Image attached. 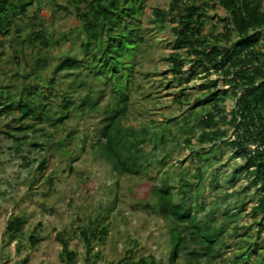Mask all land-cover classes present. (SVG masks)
<instances>
[{"label": "trees", "instance_id": "trees-1", "mask_svg": "<svg viewBox=\"0 0 264 264\" xmlns=\"http://www.w3.org/2000/svg\"><path fill=\"white\" fill-rule=\"evenodd\" d=\"M149 1L0 0V38L13 29V34L9 33L11 40L19 46L14 59L24 56L22 68L11 76L17 78L16 83L0 81V117L9 118L0 134L13 139L17 151L21 139L31 133L34 141L30 145L34 149L56 150L61 156L73 150L68 153L73 157L74 152L89 147L93 155L120 175L139 171L144 162L141 145L146 134L135 130L128 114L131 93L136 92V76L151 58L155 45L147 35L152 28L143 26ZM214 5L225 13L218 17L219 25L206 32L207 10ZM41 6L49 8L48 17ZM60 11L73 13L79 26L67 36L55 37L47 21ZM148 20L156 29L170 28L173 50L168 54V68L180 83L189 82L201 72L216 73L224 81L226 88L217 85V78L202 82L199 90L203 99L195 98L184 111H191L190 117L197 116L198 143L220 142L232 148L233 157L242 160L233 174L245 171L250 183L243 191L254 187L257 196L251 208L253 222L233 224L229 230L228 224L237 221L245 201L239 206L234 204L236 211H225V221L215 224L209 216L199 217L184 198L175 200V185L165 182L160 187L151 186V208L167 225L169 262L212 264L228 249L230 256L222 260L223 264H264V0H169L167 8L152 6ZM62 41L77 42L80 55L53 56L54 44ZM25 46L29 47L28 55H24ZM92 81L99 86L94 89ZM139 89L144 91L146 86L140 85ZM226 95L232 98L230 110L224 105ZM174 100L179 105L186 101L182 93ZM199 100L201 103L196 104ZM203 104L209 108L200 115L196 109ZM87 115L99 119L94 142L87 135L80 136L76 126ZM220 122L233 129L231 137L226 136L227 128L219 127ZM160 125L164 130L169 128L165 121ZM45 161L43 156L38 170L44 168ZM184 175L179 179L178 194L190 185ZM212 180V187H218L215 173ZM25 224L23 215L10 218L5 243L21 240ZM252 226L256 229L253 235L249 232ZM108 230L103 222L74 229L84 248L82 264H112L102 259L101 249H95ZM37 231L35 226L28 236L32 247L40 240ZM226 237L231 238L229 243ZM55 241L60 245L62 264H77L78 251L70 246L67 231L56 232ZM27 263V256L20 260V264ZM117 264L163 263L149 255Z\"/></svg>", "mask_w": 264, "mask_h": 264}, {"label": "rangeland", "instance_id": "rangeland-1", "mask_svg": "<svg viewBox=\"0 0 264 264\" xmlns=\"http://www.w3.org/2000/svg\"><path fill=\"white\" fill-rule=\"evenodd\" d=\"M168 4L169 0H150L144 12L143 26L152 28L147 35L155 41V45L151 58L145 61L139 74L141 77L136 76V92L131 93L132 103L129 105L130 124L140 135L143 132L146 134V141L141 145L144 162L137 173L118 174L107 162L93 155L89 147L85 151L74 152L73 157H68L73 150L61 156L56 150L34 149L30 145L33 137L28 133L25 139H21L17 151L13 139L0 134V264H20L25 256L28 257L27 264H62L60 245L55 241L56 232L61 230L67 231L70 246L78 251L77 264H82L84 248L74 229L95 226L98 222H103L109 229L106 238L95 246V249H101L103 260L117 264L153 255L163 264H170L166 222L151 208V186L160 187L165 182L176 186L173 189L174 199L187 200L199 217L209 216L215 224H220L225 221V211L235 212L234 204L239 206L245 201L237 221L228 224L229 230L233 224L242 226L253 222L251 208L256 202L255 188L249 187L244 192L243 189L249 186V177L245 171L233 174L240 168L242 160L234 158L232 148L220 142L213 145L198 143L200 130L197 116L190 117L191 111H184L195 98L203 99L199 90L202 82L217 78L219 87L227 86L221 77L212 72H201L187 83H180L173 77L168 68L171 64L168 54L173 50L170 28L156 29L148 20L152 6L167 8ZM40 10L46 17L50 15L48 7L41 6ZM224 13L218 5L209 8L204 30L208 32L212 26L219 25L218 17ZM47 25L53 28L55 37H61L74 31L79 26V20L73 13L60 11L47 21ZM9 33L13 34V29ZM9 33L0 38V81L14 84L17 78L11 76L15 70L22 68L24 56L17 58L20 64L14 59V51L19 46L11 40ZM53 49L51 54L55 57L80 55L77 42L70 44L62 41L54 44ZM23 50L24 55L30 53L27 46ZM189 65V62L186 63L185 68ZM92 85L95 89L98 84L92 81ZM140 85L146 86V89L141 91ZM181 93L186 101L179 105L174 98ZM200 100L196 104H200ZM224 105L227 110L233 107L230 95H226ZM208 108L203 104L196 110L201 115ZM178 115L179 118L175 119ZM184 119L188 120L184 122ZM8 121L9 118L0 117V130L6 129ZM98 121L96 115L80 119L76 124L80 136L87 135V139L94 142ZM164 121L168 124L167 130L160 125ZM219 127L227 128V137L234 134L226 124L220 122ZM78 137L74 142L78 141ZM198 149L202 151L195 154ZM43 156L46 161L40 171L38 162ZM164 156L166 159L162 160ZM183 173L190 185L183 188L184 193L178 194L177 187L181 186L179 179ZM214 173L218 187H212ZM225 195L226 200L223 199ZM202 202L203 207L200 208ZM19 215L26 218L22 239L5 243L7 221ZM35 226L40 240L32 247L28 236ZM250 228L249 232L253 235L255 226ZM225 239L228 243L231 240L230 237ZM232 245L230 243L229 246ZM229 256V250L224 249L222 258L212 264H223L222 260H227ZM174 264L183 263L176 260Z\"/></svg>", "mask_w": 264, "mask_h": 264}]
</instances>
